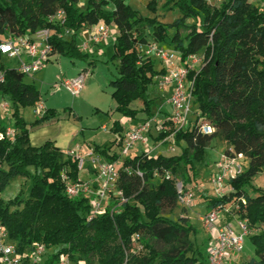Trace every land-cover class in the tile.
Returning a JSON list of instances; mask_svg holds the SVG:
<instances>
[{
  "label": "trees",
  "instance_id": "1",
  "mask_svg": "<svg viewBox=\"0 0 264 264\" xmlns=\"http://www.w3.org/2000/svg\"><path fill=\"white\" fill-rule=\"evenodd\" d=\"M157 3L152 0L148 10L156 13ZM162 8L177 10L180 17L165 24L156 17L143 16L127 0H0V43L11 36L33 35L47 29L52 33V56L87 61L90 56L79 47V34L100 23L113 27L117 34L112 60L119 62V77L111 82L112 98L116 112L130 122L140 115L144 116L141 122L150 120L160 112L149 89L166 69L157 57L144 55L143 48L150 44L147 30L153 31L161 47L174 31L173 51L183 62L197 54L205 58L203 67L190 74L195 79L192 112L187 128L174 137L175 155L142 153L123 157L114 151L119 147L116 141L94 148L108 162H122L116 190L126 200H117L112 192L103 211L94 216L88 197L71 198L66 194L64 175L74 182L86 179L78 170V161L54 142L31 145L22 110L41 102L40 91L25 82L27 75L2 65L0 96L12 103L15 135L13 139L0 140V221L9 242L23 256L39 243L47 247L45 255L51 257L48 264L60 256L68 257L72 264H209L201 249L189 240L196 229L187 219L171 220L164 211L177 206L187 208L179 203L177 183L187 190L189 184L197 182L198 164L204 161L212 141L221 139L229 145L224 156L248 159L249 166L246 170L241 166L243 171L226 181L229 190L221 196L205 197L206 214L223 208L233 212L224 214L223 224L238 219L248 221L257 229L248 238L256 257L249 264H264V190L254 189V196L246 191L264 169V7L250 0H223L218 8L210 0H165ZM60 11L63 18L58 17ZM189 20L195 24H188ZM181 30L187 35L183 37ZM157 60L162 64L159 70L155 69ZM138 102L142 105L134 109L133 104ZM58 115L56 110H45L33 125ZM200 122L208 123L214 132L203 133ZM153 130L156 129L149 137L157 143L168 135L155 136ZM111 131L123 132L119 121L113 123ZM5 133L6 129L1 128L0 134ZM181 165L188 168L185 180L178 176ZM30 169L35 173L31 174ZM167 173L172 176L169 180ZM18 177L31 178L29 197L23 201L18 196L5 203L1 194ZM13 207L19 208L12 210ZM114 208L119 209L116 212ZM151 240L171 248L159 252ZM139 242L149 251L148 256L138 257L135 245ZM239 261L240 258L229 264Z\"/></svg>",
  "mask_w": 264,
  "mask_h": 264
},
{
  "label": "rangeland",
  "instance_id": "2",
  "mask_svg": "<svg viewBox=\"0 0 264 264\" xmlns=\"http://www.w3.org/2000/svg\"><path fill=\"white\" fill-rule=\"evenodd\" d=\"M152 0H127L134 10L140 12L148 18L156 17L160 22L172 24L180 17L177 10L166 11L162 8L165 0H158L157 12L153 13L148 10L147 6ZM215 7H220L223 0H210ZM251 3L264 7V0H250ZM84 4L80 5L83 8ZM109 10H112L110 8ZM188 24H195V21L189 20ZM110 28L109 39L100 43H95L90 40V34L95 33L94 26L85 28L78 36L79 47L83 52L88 53L90 58L87 61L72 60L65 56L54 55L46 64L45 68L33 76L25 78V82L33 84L41 93V102L46 110H56L58 117L34 126L33 123L41 117V114L36 115L35 107H29L22 110V114L28 123L30 131L31 145L40 147L46 142L51 141L67 153L68 150H75L87 155L91 149L96 146H110L115 142L116 134L111 131L115 121H121L123 125L122 135L130 131L131 125L139 124L144 119L143 115L138 117V120L130 122L120 113L116 112V102L112 98L114 88L111 82L119 77V62L112 60L114 53V32L113 27ZM187 31L181 30V35H187ZM174 31H170L167 40L162 44L163 48L173 50L175 45L171 42ZM67 38L70 35H66ZM147 42H156L152 30L146 31ZM86 45L87 48L83 49ZM0 62L6 68L18 69L19 60L8 57H1ZM162 68L159 60L155 62V69ZM85 76V84L82 92L78 96H72L70 92L63 86V82L67 79L71 80L79 75ZM164 92L159 89L158 83L152 85L149 89L151 98H156L158 105L162 104V95ZM7 104L8 109L3 106ZM142 104L140 102L133 104L134 109H139ZM12 103L9 98L0 96V129H14V120L12 118ZM156 142H150L148 145L138 143L133 147L128 156H139L145 153L148 148L156 146ZM116 146V145H115ZM163 149L156 148L155 155L160 154L170 156L175 155V152L168 151V145ZM119 155L122 152L119 147H114ZM229 150L227 145L221 139H214L206 152L205 159L198 164L197 182L189 184L187 190L194 194V204L188 208L176 207L174 210H165L164 215L171 220L178 221L187 219L191 226L196 229V233L192 232L189 240L193 242L195 248H200L205 257L210 246V234L203 228L201 218L205 215L207 205L205 204V196L218 197L211 180L217 176L218 165L223 156ZM240 165L246 170L249 166L248 159H240ZM34 174V169L29 170ZM87 175V174H83ZM180 175L185 180L189 176L188 168L182 166L179 168ZM32 187V180L29 177H18L9 182L5 190L1 194V198L5 203L14 200L16 197H21L24 201L29 197ZM186 187V186H185ZM254 189L264 190V169L253 180L252 185L246 188L249 195L254 196ZM229 189L225 185L223 193ZM19 207H13L16 210ZM232 226L237 230V224L232 221ZM159 252H168L171 246H167L163 242L156 240L150 241ZM135 251L138 252V257L149 255V251L142 244L136 243ZM239 264H249L256 258L254 247L247 238L244 243V249L239 254ZM189 256H191L189 254Z\"/></svg>",
  "mask_w": 264,
  "mask_h": 264
},
{
  "label": "built area",
  "instance_id": "3",
  "mask_svg": "<svg viewBox=\"0 0 264 264\" xmlns=\"http://www.w3.org/2000/svg\"><path fill=\"white\" fill-rule=\"evenodd\" d=\"M59 18L64 17L62 11L58 14ZM95 33L90 34V40L100 43L110 36V28L104 23L94 26ZM52 33L45 29L33 35L11 36L5 42L0 43V58L5 56L19 60V72L33 76L42 71L46 64L53 57V48L49 43ZM87 46L84 45L83 49ZM144 55L147 57H157L165 65L166 73L161 76L157 83L160 90L171 87V95L168 99L170 106V115L168 120H158V116L150 120L139 123L132 130L122 134H116V146L121 149V155L128 156L129 151L138 143L147 144L149 133L153 128L158 133L168 134L162 141L160 146L168 145L169 152L176 153L174 137L177 132L187 128L189 118L192 112L193 93L195 79L190 78V74L200 70L205 62L204 56L193 55L186 62L181 61L178 52L168 50L161 47L158 43L153 42L143 48ZM4 81V71L0 62V83ZM85 84V76L79 75L74 79H67L63 82V86L70 92L72 96H78ZM8 109V105L3 106ZM45 108L42 103L35 106L36 115L43 114ZM201 130L205 134H212L214 129L206 122H200ZM15 130L7 129L5 134H0V140L4 138L13 139ZM152 155V152H145ZM67 156L78 161V170L86 178L84 181L74 182L70 176L64 175L66 194L71 198L79 196L88 197L93 207V216L100 214L104 209V204L110 193L113 192L114 197L121 202H125L122 192L116 190V183L119 177V167L115 163L108 162L100 155L96 154L94 149L87 155H83L79 151L68 150ZM241 157L229 158L223 156L218 165V173L211 180L216 192L221 196L226 181L235 178L243 169L239 163ZM92 170V171H91ZM137 174L142 177L140 172ZM158 176V173L155 174ZM170 173L166 174V179H171ZM179 194V203L184 207H190L194 204V194L184 188L181 182L177 183ZM245 203V201H243ZM119 208H114L118 211ZM227 211L223 208H217L201 218L203 228L210 234L211 244L207 252L209 264H229L234 263V259L239 258L240 253L244 249V243L247 238L257 232L256 228L249 225L246 220H237V230L232 226V222L222 224V219ZM93 218V217H92ZM90 218V219H92ZM139 240V236L136 238ZM47 247L39 243H34L31 252L23 256L18 252L16 245L8 240V233L0 221V264H48L51 257L45 254ZM50 264H72L66 256H60Z\"/></svg>",
  "mask_w": 264,
  "mask_h": 264
},
{
  "label": "crops",
  "instance_id": "4",
  "mask_svg": "<svg viewBox=\"0 0 264 264\" xmlns=\"http://www.w3.org/2000/svg\"><path fill=\"white\" fill-rule=\"evenodd\" d=\"M116 31L114 30V32L113 33H115ZM110 34H111V32H110ZM113 37V40L115 41V35L114 36H112ZM107 39H109V37L107 38ZM81 75H83V74H81ZM162 91H164V92H161V93H163V95L161 96L162 98V104L161 105H159V107H160V112H158V120H160V119H162V120H168V118H169V115H170V106L168 105V99H169V97H170V95H171V91H172V88L171 87H167V88H165V89H163ZM120 122V124H121V121H119ZM138 124H133V125H131V128H130V130H132L134 127H136ZM121 126L123 127V125L121 124ZM128 132V131H127ZM155 136H157L158 135V132L156 131V130H153V132H152ZM160 134V133H159ZM150 142H156V141H154L151 137H149L148 136V139H147V145H148V143H150ZM143 146L145 145V144H142ZM164 147H167V146H160L159 147V143H156V146L155 147H152L151 149L150 148H148L147 150H146V152H152L153 150L155 151V149L156 148H159V149H163ZM130 152V151H129ZM156 152V151H155ZM155 152H153L152 153V155H155ZM163 152V151H162ZM161 152V153H162ZM128 155H129V153H128ZM124 157V156H123ZM123 157H122V159H123ZM129 157H131V156H129ZM133 157V156H132ZM115 164H116V166L117 167H120L121 165H122V162L121 161H117V162H115ZM205 197H208V196H205ZM205 204H206V202H205ZM207 205V204H206ZM207 211H208V209H206V212L204 213V214H206L207 213ZM222 224H223V221H222ZM210 244H211V239H210ZM233 259H234V263L239 259V258H234V256L232 257Z\"/></svg>",
  "mask_w": 264,
  "mask_h": 264
}]
</instances>
